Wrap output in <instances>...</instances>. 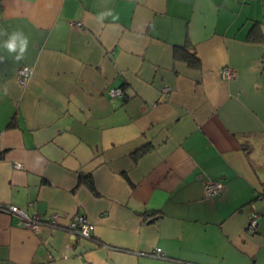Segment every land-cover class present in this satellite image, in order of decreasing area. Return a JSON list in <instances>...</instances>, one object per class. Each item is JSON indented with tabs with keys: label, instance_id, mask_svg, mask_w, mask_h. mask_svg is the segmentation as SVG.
<instances>
[{
	"label": "crops",
	"instance_id": "obj_1",
	"mask_svg": "<svg viewBox=\"0 0 264 264\" xmlns=\"http://www.w3.org/2000/svg\"><path fill=\"white\" fill-rule=\"evenodd\" d=\"M0 31V204L92 225L0 210V264H264V0H0Z\"/></svg>",
	"mask_w": 264,
	"mask_h": 264
},
{
	"label": "built area",
	"instance_id": "obj_2",
	"mask_svg": "<svg viewBox=\"0 0 264 264\" xmlns=\"http://www.w3.org/2000/svg\"><path fill=\"white\" fill-rule=\"evenodd\" d=\"M32 74V69L29 65L23 64L17 68L16 75L17 80L20 84H25ZM221 75L225 78H230L233 76V72L229 67H224L221 70ZM108 93L113 96H120L122 94L119 88H110ZM18 166V165H16ZM224 191V186L220 181L208 180L204 186V197L212 198L213 196L220 195ZM0 210H5L10 214L15 215L18 218V222L24 227L30 229H36L44 224H50L53 227H60L68 231L74 237L90 238L91 237V223L83 215L73 214L71 216L63 215L58 212H53L47 220L40 219L35 214H27L24 210L16 205H4L0 204ZM65 218L66 222L60 225V219ZM257 224V213L251 212L249 217V222L247 224V231L254 232ZM147 254L156 257H165L161 251L160 247H156ZM1 264H7L3 262ZM184 264H190L185 262Z\"/></svg>",
	"mask_w": 264,
	"mask_h": 264
},
{
	"label": "trees",
	"instance_id": "obj_3",
	"mask_svg": "<svg viewBox=\"0 0 264 264\" xmlns=\"http://www.w3.org/2000/svg\"><path fill=\"white\" fill-rule=\"evenodd\" d=\"M173 54L176 59L185 61L190 67H200V61L196 53L187 47L185 43L183 45H176L174 47ZM147 150H149V147L141 149L140 154L146 152Z\"/></svg>",
	"mask_w": 264,
	"mask_h": 264
},
{
	"label": "clouds",
	"instance_id": "obj_4",
	"mask_svg": "<svg viewBox=\"0 0 264 264\" xmlns=\"http://www.w3.org/2000/svg\"><path fill=\"white\" fill-rule=\"evenodd\" d=\"M6 34V31H0V35ZM27 46V40L26 39H19L18 42V35L13 34L11 39L8 40L5 44L4 47L8 50V52H15L17 48H19V53L20 55L16 56V60H20L23 53L26 50Z\"/></svg>",
	"mask_w": 264,
	"mask_h": 264
},
{
	"label": "rangeland",
	"instance_id": "obj_5",
	"mask_svg": "<svg viewBox=\"0 0 264 264\" xmlns=\"http://www.w3.org/2000/svg\"><path fill=\"white\" fill-rule=\"evenodd\" d=\"M261 149H262V152H264V145H262V148L259 149V151L261 152ZM262 156V157H261ZM254 159V158H253ZM255 160V159H254ZM257 160H260V162L262 163V165H264V153H262V155L260 154L258 157H257ZM260 179H264V166H262V169L260 171V173L258 174ZM247 231V230H246Z\"/></svg>",
	"mask_w": 264,
	"mask_h": 264
}]
</instances>
